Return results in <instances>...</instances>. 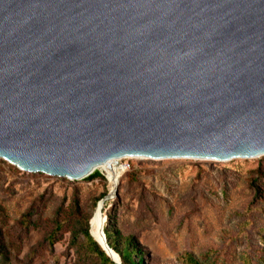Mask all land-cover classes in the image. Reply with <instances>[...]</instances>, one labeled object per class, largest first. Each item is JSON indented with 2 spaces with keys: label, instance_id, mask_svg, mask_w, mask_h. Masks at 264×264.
<instances>
[{
  "label": "water",
  "instance_id": "obj_1",
  "mask_svg": "<svg viewBox=\"0 0 264 264\" xmlns=\"http://www.w3.org/2000/svg\"><path fill=\"white\" fill-rule=\"evenodd\" d=\"M263 155L264 0H0L10 164L80 180L124 157Z\"/></svg>",
  "mask_w": 264,
  "mask_h": 264
},
{
  "label": "rangeland",
  "instance_id": "obj_2",
  "mask_svg": "<svg viewBox=\"0 0 264 264\" xmlns=\"http://www.w3.org/2000/svg\"><path fill=\"white\" fill-rule=\"evenodd\" d=\"M111 163L109 179L98 170L102 177L72 180L24 171L0 158L6 264H75L69 227L52 246L45 242L50 220L76 199L82 211L94 213L104 192L110 193L104 213L113 212L123 230L141 240L146 264H183L185 252L204 264H241L244 253L254 256L263 245L264 198L255 197L254 186L264 192V155L227 161L124 157Z\"/></svg>",
  "mask_w": 264,
  "mask_h": 264
},
{
  "label": "trees",
  "instance_id": "obj_3",
  "mask_svg": "<svg viewBox=\"0 0 264 264\" xmlns=\"http://www.w3.org/2000/svg\"><path fill=\"white\" fill-rule=\"evenodd\" d=\"M115 165L110 162L102 168L97 169L109 179ZM98 170H95L87 178L102 177ZM131 177L133 180L137 179L136 175H131ZM254 188L255 197L264 198L263 190L256 185ZM106 195L107 192H104L96 198L94 201L96 205L94 213L82 211L77 199L68 209L60 206L55 216L50 220L49 231L45 236V242L49 246H52L67 226L71 232V243L76 249L75 264H117L95 239L96 237L103 242V231L107 244L118 255L121 264H146L148 251L141 240L134 233L124 231L117 216L113 212L107 211L106 214L104 213L107 207V198L102 199ZM27 215L28 213L24 214V219ZM263 232L264 228H262ZM262 240L263 245L258 247L256 252L254 251V256L250 253H244L241 264H264V236ZM7 251L8 248L4 232L0 226V264H6L8 257ZM183 264L204 263L193 253L185 252L183 255Z\"/></svg>",
  "mask_w": 264,
  "mask_h": 264
},
{
  "label": "bare ground",
  "instance_id": "obj_4",
  "mask_svg": "<svg viewBox=\"0 0 264 264\" xmlns=\"http://www.w3.org/2000/svg\"><path fill=\"white\" fill-rule=\"evenodd\" d=\"M116 160H114V161H112V162H115ZM105 165V164H104ZM104 165H101V166H99L98 168H102Z\"/></svg>",
  "mask_w": 264,
  "mask_h": 264
}]
</instances>
